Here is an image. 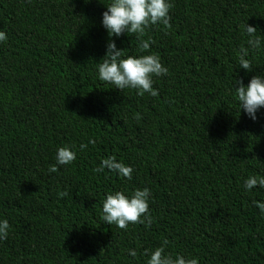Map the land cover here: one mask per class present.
Here are the masks:
<instances>
[{"label":"trees","instance_id":"1","mask_svg":"<svg viewBox=\"0 0 264 264\" xmlns=\"http://www.w3.org/2000/svg\"><path fill=\"white\" fill-rule=\"evenodd\" d=\"M110 2L0 0V220L10 225L0 264H146L145 249L165 240L166 254L199 264H264L253 204L264 188H244L264 177V108L253 121L235 95L236 81L264 76V0H170L167 34L154 25L143 37L169 70L153 78L156 97L99 79L110 39L126 56L148 54L134 34L108 36ZM245 24L261 38L252 71L239 65ZM62 146L76 159L49 172ZM110 155L131 180L94 171ZM143 188L150 227L101 219L107 194Z\"/></svg>","mask_w":264,"mask_h":264},{"label":"clouds","instance_id":"2","mask_svg":"<svg viewBox=\"0 0 264 264\" xmlns=\"http://www.w3.org/2000/svg\"><path fill=\"white\" fill-rule=\"evenodd\" d=\"M173 4L170 0H111L106 6V11L102 13V25L106 29L109 37H120L122 34H134L139 41L138 48L143 54L139 56L125 55V49H118L113 40H109L106 52L98 64L99 79L105 83L114 85L119 90L134 89L137 95L144 96L145 93L156 97L159 95L157 89L153 88L154 77H161L168 74L169 70L161 62L158 54L149 51L150 43H155L147 35V30L154 25H163L165 34L171 28V17L169 15ZM245 32L249 37L247 44L249 47H241L239 55V65L246 71H252V62L247 59L249 48L260 50L261 38L256 35L257 28L244 25ZM7 40L5 32L0 31V43ZM100 60V61H101ZM239 85L235 87L236 99L239 108L245 114L256 120V112L264 108V76L254 75L245 86L242 81H236ZM134 119L139 120V113L134 115ZM89 144H95V140L90 139ZM83 151L87 144H81ZM76 159V151L71 146H62L56 152V164L49 166V172H58V166L69 165ZM108 169L128 180L132 179L133 169L123 162L117 161L115 155L103 158L99 166L94 169L96 172H103ZM264 188V177L250 176L244 181L245 190L254 187ZM63 198L68 196L67 191L57 194ZM151 192L148 188L136 189L132 194L126 195L123 191H115L106 195L102 202L101 219L108 225L115 224L118 228L127 230L129 224H144L150 227L153 217L149 211V199ZM253 204L264 214V202L253 201ZM10 225L7 219L0 220V241L6 240L9 236ZM165 240L160 247L151 252L145 249L148 256L146 264H199L198 258H186L182 255L165 253ZM129 255L135 257V250H128Z\"/></svg>","mask_w":264,"mask_h":264}]
</instances>
